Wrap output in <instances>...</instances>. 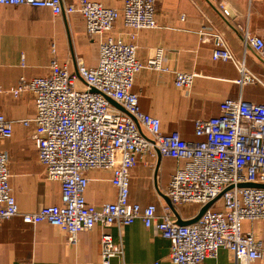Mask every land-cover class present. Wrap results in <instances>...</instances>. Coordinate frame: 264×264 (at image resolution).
Returning <instances> with one entry per match:
<instances>
[{"label":"built area","instance_id":"built-area-1","mask_svg":"<svg viewBox=\"0 0 264 264\" xmlns=\"http://www.w3.org/2000/svg\"><path fill=\"white\" fill-rule=\"evenodd\" d=\"M0 4L47 7L55 16L81 13L88 34L100 36L98 65L89 67L78 54L71 72L68 65L58 63L54 47L50 73L29 80L22 76L12 89L15 95L29 90L34 94L35 115L22 123L34 126L39 161L45 166L46 179L60 183L62 200L32 212L21 211L12 193L8 156L0 150V223L16 216L31 225L50 223L67 232L71 244L77 243L82 231L99 224L105 228L101 264H124L123 246L114 242L110 228L137 219L147 227H157L172 242L171 264H203L221 248L232 252L238 264L264 263L263 242L243 229L245 221L264 218V102L227 97L220 103V114L195 120V140L185 139L180 131L165 133L159 117L141 110L140 95L133 89L144 67L167 69L163 48L143 62L137 56L135 32L127 40L109 35L121 18L133 30L159 28L158 0H124L121 9L99 0H0ZM200 34L203 42L214 43L215 61L236 64L241 86L258 81L245 60L235 59L223 34L206 30ZM244 38L264 58V40L249 30ZM174 74L179 88L192 87L199 75ZM13 134L12 122L0 113V138ZM147 153L176 162L165 189L171 203L162 214L154 204L130 201L132 169ZM97 169L111 173L117 192L114 202L98 207L86 195L91 180L88 172ZM246 183L257 186H241ZM210 202L194 223L179 224L172 215L173 206L199 205L202 209Z\"/></svg>","mask_w":264,"mask_h":264},{"label":"crops","instance_id":"crops-1","mask_svg":"<svg viewBox=\"0 0 264 264\" xmlns=\"http://www.w3.org/2000/svg\"><path fill=\"white\" fill-rule=\"evenodd\" d=\"M72 3L76 0H65ZM105 6L121 9L124 0H99ZM214 1V0H213ZM229 12L231 26L239 33L249 30L264 40V0H215ZM159 28L133 30L119 19L109 35L130 39L136 33L137 56L146 61L163 48L166 70L144 67L137 76L134 91L140 95V108L161 120L165 133L180 131L187 140H195L194 122L221 112L220 103L231 98L264 102V63L254 51H246L235 30L224 23L209 0H158ZM223 34L235 59L245 60L246 68L258 77L256 82L238 83L241 75L231 61L212 58V41L203 42L200 31ZM100 36H90L86 19L81 13L55 16L47 7L0 4V113L12 122L11 138H0V150L6 152L10 167V184L21 211L32 212L62 200L58 181L46 179L45 166L39 161L33 125L26 127L23 119L35 115L33 92L19 95L12 92L20 77L27 80L45 76L51 71L53 49L60 65L76 69L75 58L81 55L89 67L99 64ZM198 73L192 87L175 86L174 73ZM132 169L130 201L142 206L154 204L158 213L170 199L165 193L176 162L169 157L147 153ZM91 179L86 191L90 204L100 206L117 199L111 183V173L104 169L88 172ZM173 217L191 220L200 212L199 205L173 206ZM244 232H251L264 244V218L247 220ZM105 228L82 231L76 244L67 240V232L45 222L27 224L21 216L0 223V264H101ZM113 240L123 246L124 264H151L160 261L171 264L172 242L164 238L155 226L147 227L141 219L130 225L111 226ZM116 262L118 259H113ZM203 264H238L233 253L219 249L215 257ZM249 264H264L253 260Z\"/></svg>","mask_w":264,"mask_h":264},{"label":"water","instance_id":"water-1","mask_svg":"<svg viewBox=\"0 0 264 264\" xmlns=\"http://www.w3.org/2000/svg\"><path fill=\"white\" fill-rule=\"evenodd\" d=\"M209 2H210V4L212 5V7H213L215 10H217V12L219 13V15L222 17L224 23H226V24H227L228 26H230L233 30H235L234 33H236L238 40H239L240 42L243 43V45H244L245 48H246V51H247V52H248L249 50L254 51L255 54H256V57H257L258 59H260V60L264 63V58H263L260 54H258V53L256 52V50L253 48V46H252L250 43L245 42L244 33H239L234 27L231 26V22H230V20H229V13H227L226 10H223L222 7L220 6V4L217 3L215 0H214V1H213V0H209ZM111 102L114 103L115 105H117V106L119 107L118 103H117L115 100L112 99ZM241 186H242V187H246V186H257V185H256V184H253V183H246V184H242ZM212 203H213V202H210V203H208V204L202 206V207H201L202 209H201L200 212L197 214V217H195V218H193V219H191V220H188V221H185V220H179L178 223H179V224H190V223H194V222H196L197 219H198V218H199V217H200L205 211H207V210L209 209V207L212 205Z\"/></svg>","mask_w":264,"mask_h":264}]
</instances>
